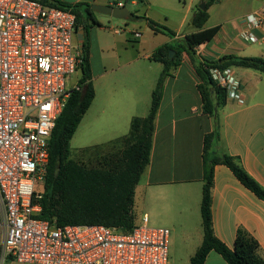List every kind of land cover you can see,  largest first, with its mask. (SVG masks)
I'll return each instance as SVG.
<instances>
[{
	"label": "crops",
	"instance_id": "obj_1",
	"mask_svg": "<svg viewBox=\"0 0 264 264\" xmlns=\"http://www.w3.org/2000/svg\"><path fill=\"white\" fill-rule=\"evenodd\" d=\"M75 4L112 5L115 0H60ZM203 0H142V10L132 21L131 38L111 28L112 41L88 29L89 64L94 99L76 132L82 142L80 155L85 160L118 153L122 138L135 117H146L151 94L163 66L150 60L163 46L182 44L193 33V13ZM138 6L135 0L129 3ZM264 0H218L208 9L204 29L219 27L208 42L191 55L182 52L178 66L164 79L161 103L154 120L149 164L135 187L133 213L137 221L144 215L148 224L162 225L178 241L185 262L196 253L203 240L200 203L203 186V141L218 123L216 149L235 159L241 169L264 189V73L248 68H229L241 84L244 102L231 99L215 108V117L203 113L197 67L202 61H217L225 55L264 58V42L245 44L238 33L242 18L257 11ZM147 20L164 26L175 35L153 32ZM98 27L99 29H93ZM134 33L140 37L135 38ZM85 41L82 26H77L73 45L80 52ZM111 52L112 55H109ZM175 54V53H174ZM174 56V55H173ZM97 60V69L94 68ZM79 76L70 79L69 88ZM79 132V133H78ZM78 140V138H77ZM70 141V143H71ZM71 148V147H70ZM84 163V162H83ZM86 164V163H84ZM91 165V163L89 164ZM211 221L215 237L233 249L239 231L258 244L264 259V201L247 190L223 165L214 168L211 187ZM204 264H226L211 251Z\"/></svg>",
	"mask_w": 264,
	"mask_h": 264
},
{
	"label": "built area",
	"instance_id": "obj_2",
	"mask_svg": "<svg viewBox=\"0 0 264 264\" xmlns=\"http://www.w3.org/2000/svg\"><path fill=\"white\" fill-rule=\"evenodd\" d=\"M76 27L68 11L36 0H0V264H169V230L150 227L146 215L130 230L53 227L39 219L48 142L76 88L68 86L80 63ZM238 37L264 42V5L242 18ZM209 76L227 99L244 102L229 68H211Z\"/></svg>",
	"mask_w": 264,
	"mask_h": 264
},
{
	"label": "trees",
	"instance_id": "obj_3",
	"mask_svg": "<svg viewBox=\"0 0 264 264\" xmlns=\"http://www.w3.org/2000/svg\"><path fill=\"white\" fill-rule=\"evenodd\" d=\"M36 1L72 13L76 19V26L81 25L85 32V41L79 54L80 78L76 88L70 91L48 142V164L39 201L41 206L39 219L53 227L103 225L130 230L137 223L133 213L135 187L149 164L154 120L161 103L164 79L178 66L182 52L191 55L196 47L210 41L217 34L219 27L204 29L203 26L208 18L209 7L218 0H203L204 10L195 8L191 23L195 31L185 35L182 44L163 45L153 52L150 60L162 64L163 70L151 94L147 116L132 119L128 134L121 139L123 143L121 151L102 156L97 164L90 166L71 158L70 141L95 96L89 64L88 29L91 26H99V23L95 19L91 5L87 3ZM134 18V14L131 13L130 19ZM147 24L155 33L170 37L175 35L173 31L151 20H147ZM171 50L175 54L169 58ZM231 67L254 69L264 73V58L225 55L217 61L200 62L197 73L202 81L199 86L202 110L210 117H215V108L223 104L227 97L225 91L211 80L209 69L223 70ZM218 142L219 129L215 119L213 131L206 134L203 141V186L200 203L203 240L190 258L189 264H204L211 251L219 254L226 264H264V259L258 254L257 242L245 233L241 231L237 233L233 249H229L213 233L211 187L215 166L227 167L247 190L264 201V189L239 167L234 158L217 151Z\"/></svg>",
	"mask_w": 264,
	"mask_h": 264
},
{
	"label": "rangeland",
	"instance_id": "obj_4",
	"mask_svg": "<svg viewBox=\"0 0 264 264\" xmlns=\"http://www.w3.org/2000/svg\"><path fill=\"white\" fill-rule=\"evenodd\" d=\"M202 3L204 2H201L200 4H198L197 7H199V5H201ZM127 9L129 10L130 13L135 14V13L141 12L142 7L140 3L138 6H135V7L131 6L130 4H127ZM95 17L97 18V20L100 22V24L104 28L103 30H99L98 32L102 37H105L112 41L113 33L110 30L111 28L120 29L122 31V33L120 34L122 35L121 37L131 38L133 36L132 32L135 30L133 26L135 25L134 22L124 21L121 19H114L108 15H104V14H100L96 12H95ZM93 29H99V28L95 27ZM109 55H112L111 52ZM93 64H94V68L97 69V60H94ZM78 76L79 74H74L72 75V79L75 80ZM70 84L68 85L69 87H70ZM81 146H82V142L79 140V136H77L76 134L75 138L70 143L71 158L76 161L82 162V163L84 162L88 166H90L89 165L90 163L91 165L95 164L98 161V158L96 157H93L90 159L92 160V162H89L85 160L84 158H82V156L80 155ZM149 226L154 227V228L163 227L162 225H153L151 223L149 224ZM168 262L169 264H187L185 262L184 255L180 251L178 241L173 237L172 234H169Z\"/></svg>",
	"mask_w": 264,
	"mask_h": 264
},
{
	"label": "water",
	"instance_id": "obj_5",
	"mask_svg": "<svg viewBox=\"0 0 264 264\" xmlns=\"http://www.w3.org/2000/svg\"><path fill=\"white\" fill-rule=\"evenodd\" d=\"M205 8V3H202L199 5L198 9L204 10ZM91 10L95 13H100L104 15H108L114 19H121L124 21H127L131 18V13L127 9L126 6L123 7H113L111 5H97V4H92L91 5ZM193 19H191V22ZM174 55V52L171 50L169 51V58H172ZM216 112V110H215Z\"/></svg>",
	"mask_w": 264,
	"mask_h": 264
}]
</instances>
